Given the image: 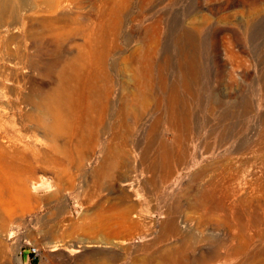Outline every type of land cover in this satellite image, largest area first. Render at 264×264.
Segmentation results:
<instances>
[{
    "label": "rangeland",
    "instance_id": "rangeland-1",
    "mask_svg": "<svg viewBox=\"0 0 264 264\" xmlns=\"http://www.w3.org/2000/svg\"><path fill=\"white\" fill-rule=\"evenodd\" d=\"M0 25L26 55L10 62L0 45V127L21 128L10 109L20 88H50L49 65L90 33L112 89L95 142L82 156L71 143L72 164L64 138L53 153L42 132L56 167L15 158L0 184V264H264V0H0ZM28 54L44 68L28 69ZM144 74L149 110L112 139L117 106ZM105 159L118 171L99 173ZM129 187L135 209L121 200Z\"/></svg>",
    "mask_w": 264,
    "mask_h": 264
},
{
    "label": "bare ground",
    "instance_id": "bare-ground-1",
    "mask_svg": "<svg viewBox=\"0 0 264 264\" xmlns=\"http://www.w3.org/2000/svg\"><path fill=\"white\" fill-rule=\"evenodd\" d=\"M47 22L50 26L51 34L60 36L63 29L54 27V21L52 20H47ZM48 24L44 23L45 26ZM27 36L32 38L38 35H34L33 30L29 29L27 31ZM0 38V45L5 50V57H7V60L9 59L11 62L12 58L17 57H20L21 60L26 56L22 51H13L12 47L16 42L14 38L7 37L2 33V25H0ZM85 40L86 44L80 46L81 49L76 54L68 57L60 67L57 66L58 63H51L49 65V74H56V82L54 81L50 88L47 90L35 88L29 94H25L24 89L20 88L17 100L10 103L11 110L14 112L19 111L22 123H20V129H16L15 126L14 129L9 127L6 128L8 125L5 126L3 124L0 127V184L10 186L12 183V169L19 168L14 162L16 157H21L27 160V162H30V169H33L31 164L32 158H35V160L39 162L38 164L52 165L53 167L58 165L57 156L53 157L39 147L41 140L38 136L41 132L44 138L51 143V151L57 154L61 151L64 152L70 164L75 161V153L71 147V143L74 140L78 142L79 148H77V152L80 156L89 148L82 146L84 142H87L89 145L95 142L98 127L106 123V119H108L107 117L110 114L109 111L107 112V102L110 98L112 99V89L107 88L108 85H105V75H103L105 74L103 66L104 60L102 55L98 60L95 59L97 50L96 47H92L91 45L93 42L92 34L90 33ZM38 56V54L27 55L29 60V64L27 65L28 69L44 68ZM138 60L140 61V59ZM9 61L8 63H10ZM24 62H26V59L25 61L21 60L20 63L24 65ZM134 62H132V64ZM54 71H56V73H54ZM152 78L153 77L148 74L136 76L135 88L132 90V99L130 103L123 98V100L121 99L117 106V112L113 115L114 121L108 128L112 130V139L123 138L129 123L140 124L144 120L145 114L149 110L146 101L153 93V87L150 83ZM133 99L137 101L136 104L138 105V109L134 106L133 101L135 100ZM28 108L31 109V112H27ZM4 116L7 117L6 114H4ZM109 121L110 120H108V123ZM61 138H64L66 146L64 150L60 151L61 148L57 142ZM107 161L108 159H105L103 164L99 167V173H109L110 169L115 172L118 171L120 167L118 162L112 165L111 162L108 163ZM125 163L128 164L127 162ZM126 164L124 165L127 168ZM114 166L115 169L113 168ZM125 173H127V171ZM132 175L133 174H131V176ZM20 180L23 184L24 192L28 194V190L24 187L26 184L25 181L23 182L22 179ZM132 180L133 178H126L124 185L132 186ZM156 181L157 179L155 177L149 178L145 181V186H151L155 184ZM131 189V187H129V189H123L121 200L130 203L128 206L135 209L137 205L141 204V200L137 201V197L135 196L137 194L134 192L130 193L129 191H133ZM124 213L127 214L126 212ZM170 236L172 235L170 234ZM53 247L54 250H56L65 247V243L59 241L55 243ZM66 247H68L66 250L69 255H73L80 251L78 247ZM18 259L21 261L20 257H18Z\"/></svg>",
    "mask_w": 264,
    "mask_h": 264
},
{
    "label": "built area",
    "instance_id": "built-area-1",
    "mask_svg": "<svg viewBox=\"0 0 264 264\" xmlns=\"http://www.w3.org/2000/svg\"><path fill=\"white\" fill-rule=\"evenodd\" d=\"M31 254H33V256L36 257L38 254V250L36 248H33Z\"/></svg>",
    "mask_w": 264,
    "mask_h": 264
}]
</instances>
